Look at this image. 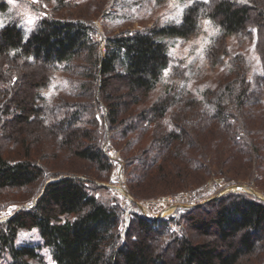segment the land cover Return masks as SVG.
I'll use <instances>...</instances> for the list:
<instances>
[{"label": "trees", "instance_id": "obj_1", "mask_svg": "<svg viewBox=\"0 0 264 264\" xmlns=\"http://www.w3.org/2000/svg\"><path fill=\"white\" fill-rule=\"evenodd\" d=\"M204 19L220 29L212 63L229 55V34L255 36L262 72L250 75L236 54L234 76L201 97L179 89L177 71L159 89L171 62L163 39L190 37ZM95 33L86 18L54 14L27 37L17 19L0 26V214H13L0 222V264H44L39 244L18 242L32 229L55 264H264V201L249 192L154 220L132 211L126 226L121 194L97 183L113 182L109 139L139 201L212 176L264 187V0H193L180 22L108 34L103 48ZM56 70L67 98L47 101Z\"/></svg>", "mask_w": 264, "mask_h": 264}, {"label": "rangeland", "instance_id": "obj_2", "mask_svg": "<svg viewBox=\"0 0 264 264\" xmlns=\"http://www.w3.org/2000/svg\"><path fill=\"white\" fill-rule=\"evenodd\" d=\"M4 1L6 2V8L4 10L0 9V26L10 19H17L26 37L35 28L42 16L54 14L90 20L96 30L95 37L100 40L104 39L108 34L127 29H143L155 23L160 25L168 22L178 23L182 19L183 9L193 2V0H68L66 5L59 7L58 3L53 0H38V2L37 0ZM219 31L220 29L216 24L209 19H204L200 30L190 37H165L163 40L166 42L171 62L170 66L165 70L164 80L160 84L159 89H163L168 80H171L170 74L173 71H177L178 76L172 79L178 83L179 89L201 97L202 92L208 86L215 88L226 79L234 76L236 69L231 66L229 60L236 54L245 55V65L250 75L262 72L260 58L255 49V36L248 37L229 34L227 38L229 55L225 56L219 63H212L207 58V49ZM101 47H104L103 40L101 41ZM67 82V73L56 70L49 86L41 90V97L47 101L56 100L61 96L67 98V91L69 89ZM260 110L262 111V108ZM104 149L114 161V178L112 183L101 181H97V183L107 185L121 194L122 203L126 208L125 224L128 226L130 212L138 211L142 214L143 212L122 191L113 186H124L126 188L123 174L124 164L120 150L116 149L109 139L105 141ZM74 165L82 167L85 163L75 162ZM237 168L238 166L233 167V169ZM79 177L83 176L80 175ZM225 178V175L212 176L203 185L195 189H190L177 195L168 194L145 201H138L145 206L152 216L160 213L178 216L179 211H181L178 208L179 203L201 205L208 198L222 191L227 186L236 184L229 183ZM242 183L250 184L260 195L264 196V187L257 182L245 180ZM37 198L32 203L24 204L18 208L23 209L26 206L33 205ZM11 215L12 213L8 211L1 213L0 222H3L4 219ZM18 242H34L39 244L41 246L40 253L45 259L44 264H55L50 248L43 244V240L37 229L21 231Z\"/></svg>", "mask_w": 264, "mask_h": 264}, {"label": "water", "instance_id": "obj_3", "mask_svg": "<svg viewBox=\"0 0 264 264\" xmlns=\"http://www.w3.org/2000/svg\"><path fill=\"white\" fill-rule=\"evenodd\" d=\"M61 177H64V176H60L59 178H51L47 181L46 185L49 183V182H52L54 180H58L60 179ZM116 189L122 191L134 204H136L137 206H139V208L142 210L143 214L150 220H154V219H157V218H161L164 216L163 213H160L156 216H152L150 215V213L147 211V209L145 208V206L139 202L137 199H135L131 193L128 191V189H126L124 186H116V185H113ZM231 191H246V192H249L251 193L252 195L262 199L264 201V196L260 195L258 193V191H256L254 189V187H252L250 184H247V183H236V184H233V185H230V186H227L226 188H224L222 191L218 192L217 194L213 195L212 197L208 198L205 202L207 201H211V200H214V199H217L219 198L220 196L226 194V193H229ZM43 194V192L40 194V196ZM40 196L36 199V202L38 201V199L40 198ZM36 202L33 204V205H30V206H26V208H31L33 207ZM196 206V204L194 205H184V207L186 208H191V207H194ZM22 208H18L16 211H19L21 210ZM13 215V214H12ZM11 215V216H12ZM11 216H8L6 219H4V221L8 220Z\"/></svg>", "mask_w": 264, "mask_h": 264}, {"label": "built area", "instance_id": "obj_4", "mask_svg": "<svg viewBox=\"0 0 264 264\" xmlns=\"http://www.w3.org/2000/svg\"><path fill=\"white\" fill-rule=\"evenodd\" d=\"M183 205H187V204H181V203L178 204V206H183Z\"/></svg>", "mask_w": 264, "mask_h": 264}, {"label": "snow or ice", "instance_id": "obj_5", "mask_svg": "<svg viewBox=\"0 0 264 264\" xmlns=\"http://www.w3.org/2000/svg\"><path fill=\"white\" fill-rule=\"evenodd\" d=\"M37 2H38V0H37Z\"/></svg>", "mask_w": 264, "mask_h": 264}]
</instances>
